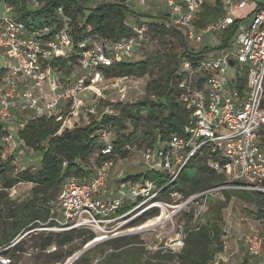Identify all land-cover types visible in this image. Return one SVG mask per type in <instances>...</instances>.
Masks as SVG:
<instances>
[{"label": "built area", "instance_id": "obj_1", "mask_svg": "<svg viewBox=\"0 0 264 264\" xmlns=\"http://www.w3.org/2000/svg\"><path fill=\"white\" fill-rule=\"evenodd\" d=\"M125 1L150 13L145 0ZM152 1L156 6L149 9L156 16L166 14L165 27L182 30L188 44L202 43L207 34L221 35V40L209 46L214 55H209L210 51L201 60H187L182 65L177 89L178 101L190 111L185 134L173 135L153 148L128 144L124 149L139 154L138 165L145 173H158L171 182L190 160L206 157L225 181L188 200L201 202L195 219L206 212L208 199L223 190L264 194V0H223L222 16L200 30L196 23L204 6L214 5L216 0ZM33 2L35 8L41 6L40 0ZM11 13L12 17L0 20V122L16 125L18 133L33 120L54 118L59 122L62 114H75L78 96L104 77V69L128 63L149 30L146 23L128 24L133 32L130 38L115 41L91 35L75 43L63 8L56 11L62 27L55 24L38 31H31ZM251 17L252 22L244 28L242 22ZM235 25L237 30L227 46L219 48L223 34ZM63 61L72 67L70 74L56 66ZM12 113L14 119L6 121ZM90 113L98 116L96 109ZM102 117L95 121L100 123ZM97 135L103 154H111L114 133L99 125ZM114 162H105L89 177L72 178L64 184L54 212L55 225L45 228L47 232L89 229L95 234V244H103L125 235L122 229L133 218L162 206L152 202L159 193L158 184L147 179L128 181L127 190L120 189L119 197L108 198L106 186ZM129 204L134 207L120 215ZM236 240L245 244L251 257L261 256L264 240L258 233L238 235ZM182 247L181 240L179 251ZM0 264L13 262L0 253Z\"/></svg>", "mask_w": 264, "mask_h": 264}, {"label": "trees", "instance_id": "obj_2", "mask_svg": "<svg viewBox=\"0 0 264 264\" xmlns=\"http://www.w3.org/2000/svg\"><path fill=\"white\" fill-rule=\"evenodd\" d=\"M14 9L17 19L23 22L31 31H38L47 26L58 24L56 11L63 8L64 16L71 34L78 43L91 35H102L111 40L120 41L133 36L127 23L138 21L146 23L151 19L149 31L158 35V42L153 56L138 63H121L104 69L107 78H143L151 75L154 64L160 63L164 67L163 73L152 79L146 86L145 95L133 104L114 105V115H103L100 123L94 121L95 128L66 129L59 133L62 122L55 119L40 118L33 120L17 134L19 142L28 149H32L40 158V168L37 172L25 170L18 175H10L12 160L0 158V248L9 249L0 252L3 256L16 260V253L20 252L22 242L11 247L25 233L55 225V209L59 194L64 184L72 179H83L94 173L90 169V160L96 155L95 161L98 168L105 162L118 159H128L131 152L124 149L131 145L138 149L153 148L156 143H165L173 135L183 136L190 116L186 105L178 101L177 84L180 80L182 65L185 61H199L207 52L212 51L206 47L202 52L192 53L184 32L179 29H168L164 25L166 14L149 16L132 10L125 0L106 2L91 7L86 12L77 0H40L41 6H30L34 0H1ZM223 0H216L214 5H205L197 29H202L220 18ZM237 30V25L231 27L223 34L219 48L226 47L229 40ZM148 31V32H149ZM74 61V59H73ZM68 61L59 62L65 73L70 74L72 67ZM99 125L110 129L114 133L113 151L103 154L104 146L94 131L99 130ZM6 127L0 122V139L9 136ZM264 130L262 131V137ZM264 139L262 147L264 148ZM151 180L158 184V199L168 202L176 194L183 200L207 189L221 186L225 177L218 174L208 164L206 157H195L182 170L178 178L171 182L158 173H143L127 177L126 181L138 182ZM19 183L33 185L31 199L15 204L9 197L8 191ZM225 200L218 197L208 199V210L195 219V210L185 213L183 227V247L177 252L172 250L157 251L152 258H145L144 248L139 236H125L112 239L103 243L104 259L99 264H215L216 257L225 251L224 230L225 221L223 211L229 205L233 196H237L245 203L253 204L256 210L254 217L264 221V194L247 190H223ZM134 206L123 207L119 214H125ZM158 209H150L142 216L129 223L130 227H139L148 220L158 217ZM45 247L52 245L65 246L77 240H82L83 246L95 238L93 231L78 229L61 233L48 231L45 237ZM114 250V251H113ZM94 248L84 253L73 264H92ZM112 251V252H111ZM118 251V252H117ZM111 252V253H110ZM74 253L69 254L63 264H66ZM243 264H249L246 260ZM264 264V262H263Z\"/></svg>", "mask_w": 264, "mask_h": 264}, {"label": "rangeland", "instance_id": "obj_3", "mask_svg": "<svg viewBox=\"0 0 264 264\" xmlns=\"http://www.w3.org/2000/svg\"><path fill=\"white\" fill-rule=\"evenodd\" d=\"M77 1L82 7L85 8L86 12H89L93 6L106 2H117L119 0ZM124 2L132 10L138 11L140 13L139 15L145 13L142 10L135 9L133 4L129 5L127 1ZM30 6L33 8L36 7L34 2H31ZM155 6L156 4L152 0L148 1L149 8H153L152 10H154ZM8 8L10 7H7L3 1L0 0V20L3 17H12L13 14L11 12H13L15 18H17L14 9L10 8L12 10L10 12ZM149 8L147 10H149L150 13L146 14L155 17L156 14ZM249 9L247 10V14ZM252 20V17L244 20L242 22V26L244 28L248 27ZM145 21L149 28L150 25L148 22L153 21H151V19H145ZM134 23L139 22L135 21ZM157 38L158 35L151 32V30L147 32L143 43L138 46L135 53L131 56L129 62L138 63L150 59L156 50L158 42ZM220 40L221 35L207 34L204 36L202 43L197 45L189 44V47L192 51H197L204 47L206 48L209 46H214ZM214 53L215 51H212L209 55H214ZM1 66L2 63L0 62V67ZM163 71V65L157 63L154 64L151 75L143 78L115 79L107 78L106 76L101 77V79L96 81L90 90L83 91L78 96L77 110L75 111V114H67L69 111L64 113V115L62 114L63 120L59 121L62 122L59 133L66 129H75L79 127L95 128L93 123L98 116H103L105 114L114 115V105L135 103L145 95L147 84L152 79L158 78L163 73ZM78 72L79 70L75 68V73ZM91 109H96L98 116L92 115L90 113ZM13 115L14 113H12L11 117L7 118L6 121L14 119ZM5 125L8 126L6 132H8L9 136L7 138L0 139V158L3 161L8 159L12 160V166L9 174L15 176L25 170H31L32 173L37 172V170L40 168L39 156L32 149H28L22 142L18 141V138L16 137L18 134V128L16 125ZM94 132L96 135L98 134V131ZM263 139L264 134L261 139L262 142ZM95 158L96 155L90 160V169L95 170L98 168ZM138 160L139 154L136 152L128 159L115 160L114 165L109 171L110 179L106 186L108 195L110 194L108 198L112 199V197H115V194L117 197H119L120 189H122V192L127 190L126 184L128 181L122 180V178L126 179L129 176L145 173L146 170L142 169L138 165ZM32 188V184L19 183L13 189L9 190L8 194L11 200L18 205L31 199ZM154 193H156V191ZM217 197L225 200V195L223 192H221ZM152 202L162 205L158 208H152L159 210V216L148 220L145 224L139 227H130V225L127 224L122 229L126 230L123 232L125 235L122 237L130 235L139 236L141 244L138 246L144 248L143 255L145 258H152L159 250L165 253L169 250H172L173 253L179 252L180 242L183 237V227L186 220L184 214L190 212L192 209H194L196 212V210H198L199 206L201 205L200 200L191 202L188 200H183L181 196L174 194L172 195L171 200L168 202L160 201L158 197ZM174 207L179 209H174ZM207 210L208 207H206V211ZM254 210H256V207L253 204L245 203L237 196H233L231 198L229 205L223 211V217L225 221L224 230L227 232V235L224 238L225 251L223 254L216 257L217 264H243L246 260L249 262V264H263L264 246L261 256L254 258L248 254L245 244L236 240V236L250 233H258L264 240V221H258L255 219L253 214ZM162 217H167V219H164L162 224H159L158 219ZM137 218L138 217L133 218L130 222ZM47 234V230L43 228L29 231L20 237L17 242H22L23 249L16 253V260L13 259V264H63V261L69 254L74 253L75 255L85 247L82 244V240L77 239L65 246L52 245L45 247V240L42 237H45ZM92 243H94V246L92 247L94 248L92 253V264H99V262L104 259L102 248H100L101 246H98L102 244H95L94 241H92ZM7 249H9V247L0 248V252H3Z\"/></svg>", "mask_w": 264, "mask_h": 264}, {"label": "water", "instance_id": "obj_4", "mask_svg": "<svg viewBox=\"0 0 264 264\" xmlns=\"http://www.w3.org/2000/svg\"><path fill=\"white\" fill-rule=\"evenodd\" d=\"M94 246V243L90 242L89 244H87L83 250H81L80 255L71 263L73 264L74 262H76L84 253H86L88 250H90L92 247ZM75 257V256H74ZM73 257V258H74ZM69 261V260H68ZM70 262H67V264H69Z\"/></svg>", "mask_w": 264, "mask_h": 264}, {"label": "bare ground", "instance_id": "obj_5", "mask_svg": "<svg viewBox=\"0 0 264 264\" xmlns=\"http://www.w3.org/2000/svg\"><path fill=\"white\" fill-rule=\"evenodd\" d=\"M99 79H100V77L98 78V80H99ZM174 209H179V208H175V207H174ZM164 219L166 220L167 217H162V218L158 219V223H159V224H162V222H163ZM150 225H151V224H150ZM80 252H81V251H79L78 253H76V254L74 255L75 257L73 256L74 258H73V257L70 258L69 261H67V262H70L69 264H71V263H72V262H73V261H74V260L80 255ZM67 262H66V264H67Z\"/></svg>", "mask_w": 264, "mask_h": 264}, {"label": "crops", "instance_id": "obj_6", "mask_svg": "<svg viewBox=\"0 0 264 264\" xmlns=\"http://www.w3.org/2000/svg\"><path fill=\"white\" fill-rule=\"evenodd\" d=\"M148 1H149V0H145V2H146L147 4H148ZM128 24H130V23H127V25H128ZM133 24H138V23H133ZM133 24H132V25H133Z\"/></svg>", "mask_w": 264, "mask_h": 264}]
</instances>
